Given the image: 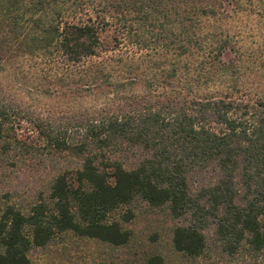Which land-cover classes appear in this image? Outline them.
<instances>
[{
  "label": "trees",
  "instance_id": "16d2710c",
  "mask_svg": "<svg viewBox=\"0 0 264 264\" xmlns=\"http://www.w3.org/2000/svg\"><path fill=\"white\" fill-rule=\"evenodd\" d=\"M90 1L0 0V152L18 145L50 157L53 171L45 201L27 211L4 207L0 264H32L30 249L62 232L125 245L133 213L113 215L136 201L179 221L172 246L186 257L209 242L230 257L264 255V101L197 93L202 78L239 73L243 55L225 20L245 3L264 10V0H101L104 7L88 10ZM120 7L144 21L161 15L164 70L140 91L113 71L111 57L94 61L105 52L100 31ZM202 18L216 22L212 31H194L190 23ZM226 50L234 60L221 59ZM24 64L37 85L25 93L59 85L71 101L84 94L100 103L37 110L20 93L30 80ZM140 264L164 260L154 254Z\"/></svg>",
  "mask_w": 264,
  "mask_h": 264
},
{
  "label": "rangeland",
  "instance_id": "374dc122",
  "mask_svg": "<svg viewBox=\"0 0 264 264\" xmlns=\"http://www.w3.org/2000/svg\"><path fill=\"white\" fill-rule=\"evenodd\" d=\"M100 1L91 0L92 6H87L88 10L91 7L100 10L105 6ZM225 7L230 8L228 5ZM111 15L109 24L100 31L102 49L105 52L94 61L111 57L110 65H113V71L120 72L122 78L128 79L131 83L134 81L135 85L130 84V89L140 91L143 83L152 81L153 78L150 76L156 75L158 77L156 79H160L159 74L164 70L165 57L162 56L163 51L159 48L162 40L159 22L161 15L157 14L156 19L150 16L144 21L132 10L124 7L114 10ZM92 17L95 18L96 13L93 12ZM191 24L198 33L210 32L216 26V22L211 18H202ZM224 25L230 38L235 41L236 47L241 49L242 68L233 79L219 76H212L207 80L202 78L201 83L207 87L203 86L205 88L197 93L206 96L228 94L235 98L244 97L252 100L261 98L264 101V10L257 2L245 3L240 12L232 13L225 20ZM176 26L177 23L173 22L168 29L177 32ZM234 54V50H226L221 59L234 60ZM23 67L21 75L27 78L26 80L29 76L30 80L25 84L28 86H24L20 93L24 101L45 114L49 111L69 112L100 103V100L93 102L84 94L71 101L59 85H51V91H46L47 86L44 85L45 88L31 90L30 94L25 93V90L37 85L31 78L33 71L25 64ZM3 76L6 82H12L11 73L7 72ZM24 132V135H27L25 130L20 133ZM42 158L47 159L44 167L40 163ZM49 159L50 157L44 155L25 154L18 145L12 146L8 152H0V215L6 205L27 211L47 199V185L53 175L52 163ZM60 161L65 167L66 161L63 159ZM129 209L133 213V218L123 225L125 229L131 231L130 239L125 245L113 246L96 238L62 232L57 233L46 246L30 249L28 253L30 262L32 264H122L125 262L140 264L147 257L157 254L162 256L164 264H264L262 254L242 250L230 257L220 252L211 242L199 257H186L175 251L172 246L173 230L179 221L171 218L167 208H153L145 202L136 201L118 210L113 218L118 219L121 213Z\"/></svg>",
  "mask_w": 264,
  "mask_h": 264
}]
</instances>
